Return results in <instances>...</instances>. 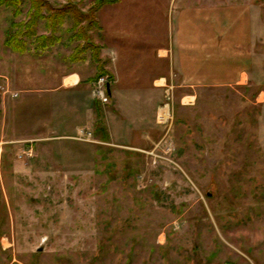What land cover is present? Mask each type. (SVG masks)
I'll return each instance as SVG.
<instances>
[{
    "label": "rangeland",
    "instance_id": "rangeland-1",
    "mask_svg": "<svg viewBox=\"0 0 264 264\" xmlns=\"http://www.w3.org/2000/svg\"><path fill=\"white\" fill-rule=\"evenodd\" d=\"M183 11L203 76L161 85L166 124L101 103L102 138L109 47L144 70ZM0 264H264V0H0Z\"/></svg>",
    "mask_w": 264,
    "mask_h": 264
},
{
    "label": "crops",
    "instance_id": "crops-1",
    "mask_svg": "<svg viewBox=\"0 0 264 264\" xmlns=\"http://www.w3.org/2000/svg\"><path fill=\"white\" fill-rule=\"evenodd\" d=\"M184 13L183 11L178 14L180 17L177 16V26L174 25L172 20L170 21L171 30L167 43L156 46L145 43L140 47V53H144V58L141 60L142 64L146 67L144 70H141V67H133L135 68L133 69L130 58H126L125 54L122 55L119 49L115 50V48L109 47L113 63L112 76L114 78L110 85V96L116 99L117 110L120 112L121 117L119 118V122L128 123L127 117L130 116V111L128 110L127 102L124 100H131L132 98L140 110L138 116L133 115L136 120L132 122H144L150 125L149 121H151V117L148 112L151 110L157 111L161 105L162 84L172 81L175 77L181 78L186 83L198 82L199 77L203 76L205 66V33L203 29L194 31L190 28V23L183 17ZM174 26L176 27L175 31ZM186 57L190 59V63H188L189 59H185ZM120 59H123L122 62ZM71 77H77V79L74 80L73 78L72 85L66 86V80ZM63 83L64 86L70 88V94H78V98L84 96L82 90L75 89L81 84V77L78 73L65 75ZM91 90L92 86H90V97L93 99ZM147 103L150 106L152 104V109L145 107ZM88 108L92 116L94 111L92 102L89 103ZM144 108L147 109L145 113L142 111ZM143 115H145V118ZM119 122L117 123L118 127L123 126ZM125 127L127 128L128 126L125 125ZM85 129L90 130L89 128Z\"/></svg>",
    "mask_w": 264,
    "mask_h": 264
},
{
    "label": "built area",
    "instance_id": "built-area-1",
    "mask_svg": "<svg viewBox=\"0 0 264 264\" xmlns=\"http://www.w3.org/2000/svg\"><path fill=\"white\" fill-rule=\"evenodd\" d=\"M108 81H105L103 78H100L98 84L93 92L95 98H97L101 103H108L110 101V94L107 89ZM171 107L170 103H165L159 107L157 111V122L158 124H166L171 119ZM93 132L88 129L80 130L79 138L88 141H94Z\"/></svg>",
    "mask_w": 264,
    "mask_h": 264
},
{
    "label": "trees",
    "instance_id": "trees-1",
    "mask_svg": "<svg viewBox=\"0 0 264 264\" xmlns=\"http://www.w3.org/2000/svg\"><path fill=\"white\" fill-rule=\"evenodd\" d=\"M39 10L40 9H38V12H36L33 16H31V20H29L26 23L27 25L24 24L25 27H26V29L24 31V34H26V35H35V26L37 25L38 18H42L44 16L43 14H41L39 12ZM47 39H49V37H46V36H41L40 38H37V40L40 43L41 42L44 43V41L47 40ZM45 45H46V43H45ZM101 109H102L101 108V102L98 100L97 107H96V112H97V115L99 117V120H98V122H99L98 123L99 124L98 132L101 133V137L105 139V138H107L108 134L106 132V129L104 127H101V122H102L101 121V117H102Z\"/></svg>",
    "mask_w": 264,
    "mask_h": 264
},
{
    "label": "water",
    "instance_id": "water-1",
    "mask_svg": "<svg viewBox=\"0 0 264 264\" xmlns=\"http://www.w3.org/2000/svg\"><path fill=\"white\" fill-rule=\"evenodd\" d=\"M107 87H108L109 94H111L110 83L107 84Z\"/></svg>",
    "mask_w": 264,
    "mask_h": 264
}]
</instances>
